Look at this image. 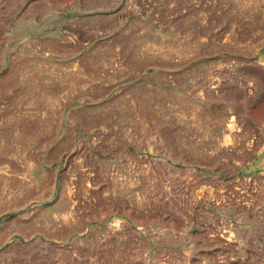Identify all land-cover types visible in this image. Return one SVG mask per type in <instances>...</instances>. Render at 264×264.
<instances>
[{"label":"rangeland","instance_id":"374dc122","mask_svg":"<svg viewBox=\"0 0 264 264\" xmlns=\"http://www.w3.org/2000/svg\"><path fill=\"white\" fill-rule=\"evenodd\" d=\"M0 264H264V0H0Z\"/></svg>","mask_w":264,"mask_h":264},{"label":"bare ground","instance_id":"6f19581e","mask_svg":"<svg viewBox=\"0 0 264 264\" xmlns=\"http://www.w3.org/2000/svg\"><path fill=\"white\" fill-rule=\"evenodd\" d=\"M48 98H45V99H43L44 101H45V103L47 102L46 100H47ZM49 100V99H48ZM52 101V100H51ZM42 105V104H41ZM46 105V104H45ZM34 171V170H33ZM36 174V173H35ZM35 174H33V177H34V179L37 181V179L38 178H40V176L37 174V175H35Z\"/></svg>","mask_w":264,"mask_h":264}]
</instances>
